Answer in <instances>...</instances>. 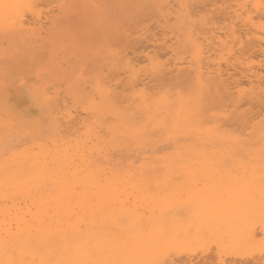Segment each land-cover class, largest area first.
Instances as JSON below:
<instances>
[{"label":"bare ground","instance_id":"1","mask_svg":"<svg viewBox=\"0 0 264 264\" xmlns=\"http://www.w3.org/2000/svg\"><path fill=\"white\" fill-rule=\"evenodd\" d=\"M82 3L0 38V264L147 245L162 203L172 264H264V0Z\"/></svg>","mask_w":264,"mask_h":264},{"label":"snow or ice","instance_id":"2","mask_svg":"<svg viewBox=\"0 0 264 264\" xmlns=\"http://www.w3.org/2000/svg\"><path fill=\"white\" fill-rule=\"evenodd\" d=\"M8 8L32 10L36 8L33 4L23 5H7ZM32 126L35 130L44 133L47 130L40 127L39 121L33 120ZM264 123V122H262ZM244 194L251 195V187L249 186ZM260 197L264 201V171L260 177ZM189 211L193 209L189 208ZM176 209L171 204H161V214L152 224L149 231L151 237L147 245H143L136 241H126L123 246L117 247L110 254V258L92 259L83 262H75V264H172L171 253L181 245L187 244L188 236L185 233L171 227L167 221V217L174 215ZM148 226L143 220L133 222L130 227L137 230H145ZM208 239L206 243H211ZM42 264H53V262H42ZM54 264H63L61 261H56Z\"/></svg>","mask_w":264,"mask_h":264},{"label":"rangeland","instance_id":"3","mask_svg":"<svg viewBox=\"0 0 264 264\" xmlns=\"http://www.w3.org/2000/svg\"><path fill=\"white\" fill-rule=\"evenodd\" d=\"M82 2L85 0H0V38H3V41L16 38L20 40L23 37L30 40H48L54 39L55 36L57 39L65 35L68 31L64 30H68L67 27L73 23L69 22V26L70 17L66 16L65 19L64 12L73 8L75 3H81V7H84ZM23 4H33L37 7L32 10L5 7ZM71 30H74L73 26L70 27L69 33Z\"/></svg>","mask_w":264,"mask_h":264}]
</instances>
